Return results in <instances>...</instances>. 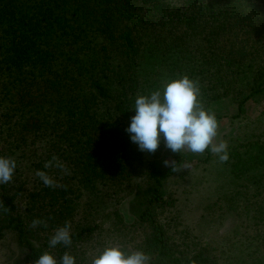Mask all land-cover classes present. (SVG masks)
I'll use <instances>...</instances> for the list:
<instances>
[{
  "label": "trees",
  "instance_id": "trees-1",
  "mask_svg": "<svg viewBox=\"0 0 264 264\" xmlns=\"http://www.w3.org/2000/svg\"><path fill=\"white\" fill-rule=\"evenodd\" d=\"M184 75L199 82L216 119L227 116L218 106L227 100L240 115L264 92V0H0V156L17 163L0 184V241L12 240L16 264L46 251L89 264L105 244L142 250L149 264H219L214 245L180 227L168 187L210 150L201 158L161 142L141 152L125 131L138 95ZM227 150L231 181L258 169L247 181L262 199L264 145L258 155ZM37 170L56 186L45 187ZM126 199L130 220L119 211ZM222 199L209 206L220 209ZM246 207L264 234V201ZM33 219L48 227H29ZM66 221L72 245L49 247ZM249 245L257 247L250 264H264V235Z\"/></svg>",
  "mask_w": 264,
  "mask_h": 264
},
{
  "label": "rangeland",
  "instance_id": "rangeland-1",
  "mask_svg": "<svg viewBox=\"0 0 264 264\" xmlns=\"http://www.w3.org/2000/svg\"><path fill=\"white\" fill-rule=\"evenodd\" d=\"M218 106L227 116L217 119L218 130L214 142L223 140L227 142L228 148L234 147L243 155H258V145H264V92L249 101L240 115H236L230 100L222 101ZM197 156L204 158L203 153ZM225 165L211 153L209 161L202 160L189 165L178 176L170 178L168 187L177 194L176 208L180 227L190 229L203 242L214 245L222 255L219 264H250L257 256L254 251L257 247H246L247 240L264 234L258 226L252 225L259 221V216L252 211L246 212V206L264 201V196L262 199H256L257 194L252 196L254 186L247 180L260 171L256 168L247 169L243 177L231 181ZM261 170L264 172V166ZM239 183L246 185L242 187ZM238 188L244 191L243 196L232 197L231 193ZM218 197L223 198L222 207L217 209L216 206H209ZM127 200L121 203L119 211L125 220H130L133 215L129 213ZM239 242H242L243 249ZM16 262L17 249L12 240H1L0 264Z\"/></svg>",
  "mask_w": 264,
  "mask_h": 264
},
{
  "label": "clouds",
  "instance_id": "clouds-1",
  "mask_svg": "<svg viewBox=\"0 0 264 264\" xmlns=\"http://www.w3.org/2000/svg\"><path fill=\"white\" fill-rule=\"evenodd\" d=\"M200 85L197 80L187 75L162 81L160 88L147 95H138L132 109L135 114L125 131L131 142L141 152L154 154L161 142L172 153L187 150L194 154H202L206 150L218 157L223 163L229 159L226 141L215 143L218 122L213 112L205 108L200 100ZM165 166L174 168V161H164ZM16 160L12 157L0 156V184L12 181ZM47 167V165H46ZM35 175L45 187H55L56 182L43 170ZM8 211L7 208L4 209ZM48 227L47 221L33 219L29 227ZM71 224L65 222L58 227L49 239V247L72 245ZM150 257L142 250L125 252L120 246L105 244L98 252L89 256V264H149ZM34 264H75V257L65 252L59 261L50 252H44Z\"/></svg>",
  "mask_w": 264,
  "mask_h": 264
}]
</instances>
